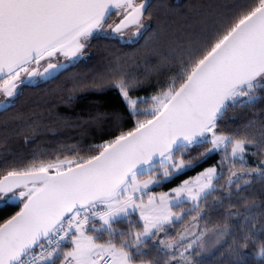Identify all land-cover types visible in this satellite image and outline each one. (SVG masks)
Here are the masks:
<instances>
[{
  "label": "snow or ice",
  "instance_id": "6c2138e0",
  "mask_svg": "<svg viewBox=\"0 0 264 264\" xmlns=\"http://www.w3.org/2000/svg\"><path fill=\"white\" fill-rule=\"evenodd\" d=\"M150 8L147 0H0V93L5 97L0 108H7L22 87L63 67L53 62L58 57H83L89 41L105 33L112 15L119 17L107 25L113 38L139 36L146 15L151 19ZM173 62L172 82L150 98L132 97L137 80L117 75L110 81L136 118L132 128L119 130L116 113L112 119L118 134L89 146L86 154L33 161L0 178V205H23L0 223V264H160L142 258L148 254V242L164 232L165 225L195 212L178 239L158 242L171 251L163 264H192L186 253L194 245L204 247L200 241L207 231L197 234L192 229L199 227L195 222L204 214L200 201L215 190L217 169L184 180L172 189V196H157L149 188L221 147L226 156L230 147V155L242 159L247 146L256 143L217 129L230 106L254 101L257 92L264 91V0H251L242 11L202 32ZM141 103L149 106L141 108ZM205 144L211 147L185 159L191 149ZM249 171L264 175L259 168ZM240 179L231 171L228 185L240 189ZM189 200L194 206L184 210L181 205ZM136 212L143 222L140 231L114 227ZM260 231L264 237V227ZM189 234L195 238L184 243ZM249 244L264 257V238L257 242L245 234L234 249L235 264H246L241 249Z\"/></svg>",
  "mask_w": 264,
  "mask_h": 264
},
{
  "label": "trees",
  "instance_id": "16d2710c",
  "mask_svg": "<svg viewBox=\"0 0 264 264\" xmlns=\"http://www.w3.org/2000/svg\"><path fill=\"white\" fill-rule=\"evenodd\" d=\"M147 2L151 5V19L146 15L147 26L137 41L121 42L110 36H96L89 41L85 60L76 61L51 81L22 87L13 102L0 111V178L8 170L23 168L33 161L63 158L78 151L86 154L89 146L118 134L112 119L116 113L120 115L119 130L132 128L136 118L130 115L125 101L110 81L117 75L137 80L140 83L130 93L132 97H151L172 82V69L176 67L173 60L182 48L200 39L202 32L213 29L226 16L242 11L251 0ZM101 114L108 115L101 117ZM217 131L237 137L248 136L256 143L247 146L243 161L229 164L222 160V153L212 152L194 167L150 189L154 193L168 192L206 168L217 169L219 176L214 181L215 190L206 200L200 201L204 214L199 220V231L223 229L226 240L205 258H200L197 250L186 253L192 264H235L238 257L234 249L241 243L242 236L248 234L257 242L264 238L260 231L264 227V175L249 171L260 169L264 162V91H258L254 101L230 106L218 122ZM209 147L210 144H205L193 148L185 159L199 156ZM231 171L240 173V189L228 185ZM245 181L250 183L245 184ZM246 206L252 210L246 211ZM181 207L191 209L188 203ZM18 210L19 205H3L0 223ZM193 215L195 212H188L181 221L167 225L163 239H174L191 222ZM224 225H227L226 229ZM114 227L127 232L140 231L143 226L137 215L131 214ZM252 233L256 235L252 236ZM145 251L148 254L143 259L160 264L171 255V252L168 255L160 252L150 241ZM241 251L246 254V264H264V257L258 255V247L249 244Z\"/></svg>",
  "mask_w": 264,
  "mask_h": 264
},
{
  "label": "rangeland",
  "instance_id": "374dc122",
  "mask_svg": "<svg viewBox=\"0 0 264 264\" xmlns=\"http://www.w3.org/2000/svg\"><path fill=\"white\" fill-rule=\"evenodd\" d=\"M112 17V16H111ZM110 17V18H111ZM110 18L108 19V21H107V24L105 25V33H97L96 34V36H110V37H112V34L108 31V28H107V25H111V24H114V22H116L118 19H119V17L117 16V15H115L114 14V17L113 18H111V20H110ZM146 26H147V24H146ZM145 29V28H144ZM144 29H142L141 30V33H142V31L144 30ZM135 29L134 28H132V29H128V30H125V36H130L131 35V33H132V31H134ZM141 33H140V35H141ZM140 35L139 36H136V37H134V38H132V39H118V38H116V39H118V40H120L121 42H135V41H137L138 39H139V37H140ZM86 51V50H85ZM87 56H88V53L87 52H85V55L83 56V57H80V58H78V59H74V60H71L69 63H67V65L68 66H70V65H72V64H74L76 61H79V60H85L86 58H87ZM41 82H44V81H41ZM38 83H40V82H38V78L37 79H35V80H33L30 84H38ZM15 98V97H14ZM13 98V99H14ZM150 98V97H149ZM5 99V97L3 96V93H0V100H4ZM13 99H12V101H13ZM149 105H147V104H144V103H141V105H140V107L141 108H145V107H148ZM210 135V134H209ZM210 147H211V145H210ZM209 147V148H210ZM213 152H220V153H222L221 155H222V160L224 161V162H226V163H229V164H231L232 162H234V161H236V160H238V161H243L244 159H245V154H246V152L243 154V158L241 159L240 157H235V158H233L231 155H230V152H231V149H230V147L227 149V156H226V152H225V149H224V147H221L219 150H216V151H213ZM212 153V152H211ZM261 167H260V169L262 170V171H264V163H262L261 165H260ZM209 168H211V167H209ZM206 169H208V168H206ZM205 169V170H206ZM205 170H203V171H205ZM202 171V172H203ZM201 173V172H200ZM199 173V174H200ZM177 174V173H176ZM199 174H197V175H199ZM197 175H195L194 177H192V178H189V179H187V180H192L193 178H195ZM238 175H240V173H238ZM219 176V173H218V171H217V177ZM235 177H233V179H234ZM216 180V179H215ZM214 180V181H215ZM162 181H165V180H162ZM214 181H213V183H214ZM227 183H228V179H227ZM182 184V183H181ZM180 184V185H181ZM153 186H155V185H151L150 186V188H149V191H150V189L153 187ZM179 186V185H178ZM177 186V187H178ZM151 192V191H150ZM152 194H155V195H159V194H161V193H169V195L170 196H172V195H174V193H172V190H170V191H168V192H159V193H154V192H151ZM145 199H146V197H145ZM184 203H188V204H190V207L189 208H193V206H194V204H193V202L192 201H186V202H184ZM132 214H135V215H137V217L139 218V213L138 212H136V213H132ZM195 215H196V213H195ZM139 220H140V218H139ZM141 221V220H140ZM141 223H142V226H143V222L141 221ZM190 223H193L192 221L190 222ZM189 223V224H190ZM195 223H198V225H199V227H200V223H199V221L198 222H195ZM188 224V225H189ZM188 225H186V226H188ZM167 225H165V227H166ZM186 226H184L182 229H181V231L179 232V234L180 233H183V231H184V228L186 227ZM199 227L198 228H194V229H192V231L193 232H196L197 234L200 232L199 231ZM223 232V234L222 235H217L216 233L217 232ZM162 233L163 232H160L157 236H155V237H153L151 240H150V242H151V244L152 245H154V246H156L157 248H158V250L160 251V252H162V253H165V252H171L170 250H166L162 245H160L158 242L160 241V240H164L163 239V237H162ZM179 234L174 238V239H178V236H179ZM195 237L194 236H192L191 234H189L188 236H187V239L184 241V242H186V241H188L189 240V242L192 240V239H194ZM225 240H226V231H224L223 229H219V230H210V231H206V233H205V235H204V237L202 238V240L200 241V243H203L204 244V247L203 248H200L199 247V244H197V245H194L193 246V248L192 249H190L189 250V252H192L193 250H197L198 251V253H199V257L200 258H205L206 256H208L210 253H212L214 250H216L220 245H222L224 242H225ZM184 264V263H183Z\"/></svg>",
  "mask_w": 264,
  "mask_h": 264
},
{
  "label": "water",
  "instance_id": "95a60500",
  "mask_svg": "<svg viewBox=\"0 0 264 264\" xmlns=\"http://www.w3.org/2000/svg\"><path fill=\"white\" fill-rule=\"evenodd\" d=\"M63 65V67H61L59 70H57L52 76H50V77H41L42 78V80L44 81V82H47V81H51L52 79H54L55 77H57L61 72H63L67 67H68V65H65V64H62ZM5 108H0V111H3ZM2 178V177H1ZM12 205H19V210H20V208L23 206L22 204H19V202H17V203H15V204H12ZM3 205H0V208L2 207ZM18 210V211H19ZM17 211V212H18Z\"/></svg>",
  "mask_w": 264,
  "mask_h": 264
},
{
  "label": "flooded vegetation",
  "instance_id": "af4514ba",
  "mask_svg": "<svg viewBox=\"0 0 264 264\" xmlns=\"http://www.w3.org/2000/svg\"><path fill=\"white\" fill-rule=\"evenodd\" d=\"M71 60H68V59H66V58H64L63 56H60V57H58V60H54L53 62H59V63H61V64H65V65H67V63H69ZM45 65L43 64V62H42V64H41V71L43 70V67H44ZM41 81H43L42 80V78L40 77V78H38V82H41ZM13 99V98H12Z\"/></svg>",
  "mask_w": 264,
  "mask_h": 264
}]
</instances>
